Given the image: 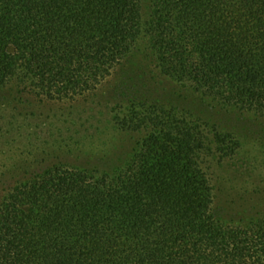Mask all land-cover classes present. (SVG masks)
<instances>
[{
  "label": "trees",
  "instance_id": "16d2710c",
  "mask_svg": "<svg viewBox=\"0 0 264 264\" xmlns=\"http://www.w3.org/2000/svg\"><path fill=\"white\" fill-rule=\"evenodd\" d=\"M141 47L158 76L264 114V0H0V90L76 101L121 65L115 125L146 130L130 155L9 187L0 264H264V212L228 222L203 166L241 140L203 102L148 80L129 60Z\"/></svg>",
  "mask_w": 264,
  "mask_h": 264
},
{
  "label": "rangeland",
  "instance_id": "374dc122",
  "mask_svg": "<svg viewBox=\"0 0 264 264\" xmlns=\"http://www.w3.org/2000/svg\"><path fill=\"white\" fill-rule=\"evenodd\" d=\"M129 60L140 62L151 82L203 102L206 116L220 130L233 132L241 140L235 154L226 156L215 148L203 160L223 217L238 223L264 212V114L224 105L158 76L155 58L143 47ZM121 67L98 91L76 101L41 99L16 84L0 90V203L18 179L57 163L85 167L111 155H130L146 130L122 131L115 125V109L121 106L110 90Z\"/></svg>",
  "mask_w": 264,
  "mask_h": 264
}]
</instances>
